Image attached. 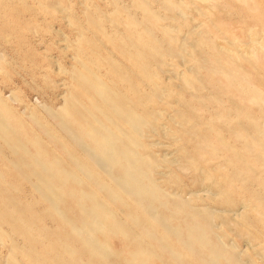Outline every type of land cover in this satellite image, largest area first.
Returning a JSON list of instances; mask_svg holds the SVG:
<instances>
[{"label":"rangeland","instance_id":"obj_1","mask_svg":"<svg viewBox=\"0 0 264 264\" xmlns=\"http://www.w3.org/2000/svg\"><path fill=\"white\" fill-rule=\"evenodd\" d=\"M0 264H264V0H0Z\"/></svg>","mask_w":264,"mask_h":264},{"label":"bare ground","instance_id":"obj_2","mask_svg":"<svg viewBox=\"0 0 264 264\" xmlns=\"http://www.w3.org/2000/svg\"><path fill=\"white\" fill-rule=\"evenodd\" d=\"M97 222V221H96ZM93 249V248H92ZM134 258V257H133Z\"/></svg>","mask_w":264,"mask_h":264}]
</instances>
